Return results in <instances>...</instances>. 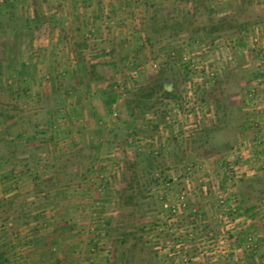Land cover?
Returning a JSON list of instances; mask_svg holds the SVG:
<instances>
[{
    "label": "rangeland",
    "instance_id": "1",
    "mask_svg": "<svg viewBox=\"0 0 264 264\" xmlns=\"http://www.w3.org/2000/svg\"><path fill=\"white\" fill-rule=\"evenodd\" d=\"M249 234L264 0H0V264H248Z\"/></svg>",
    "mask_w": 264,
    "mask_h": 264
},
{
    "label": "built area",
    "instance_id": "2",
    "mask_svg": "<svg viewBox=\"0 0 264 264\" xmlns=\"http://www.w3.org/2000/svg\"><path fill=\"white\" fill-rule=\"evenodd\" d=\"M134 75H137V73L135 72ZM222 203H223V201H222ZM257 250H258L257 240L253 235L249 234L247 236V243L242 248V251H245L244 253H255V252H257ZM234 253L235 254H234L233 258H234V261L236 264H246L243 260L244 258H242L243 254L238 255V253H236V252H234Z\"/></svg>",
    "mask_w": 264,
    "mask_h": 264
},
{
    "label": "trees",
    "instance_id": "3",
    "mask_svg": "<svg viewBox=\"0 0 264 264\" xmlns=\"http://www.w3.org/2000/svg\"><path fill=\"white\" fill-rule=\"evenodd\" d=\"M161 90H162L163 98L166 99L168 103L172 102L173 99L175 98L174 94L172 92H170L168 89H161ZM148 98H149V96H148ZM120 110H122V108ZM129 112H130V110L127 109V110L121 111V114H125L129 118H131L132 117V113L131 112L129 113Z\"/></svg>",
    "mask_w": 264,
    "mask_h": 264
},
{
    "label": "crops",
    "instance_id": "4",
    "mask_svg": "<svg viewBox=\"0 0 264 264\" xmlns=\"http://www.w3.org/2000/svg\"><path fill=\"white\" fill-rule=\"evenodd\" d=\"M262 236V239L260 238V240H261V242H262V244H260V248H258V252H259V254H258V256H254L253 257V261L252 262H249L247 259L245 260V261H247L248 262V264H257V263H260L261 264V262H264V259H262V257L264 256V235H261L260 234V237ZM258 241H259V239H258ZM261 257V258H260ZM258 259H260V260H258Z\"/></svg>",
    "mask_w": 264,
    "mask_h": 264
},
{
    "label": "water",
    "instance_id": "5",
    "mask_svg": "<svg viewBox=\"0 0 264 264\" xmlns=\"http://www.w3.org/2000/svg\"><path fill=\"white\" fill-rule=\"evenodd\" d=\"M168 88H169V90H170V86H169Z\"/></svg>",
    "mask_w": 264,
    "mask_h": 264
}]
</instances>
